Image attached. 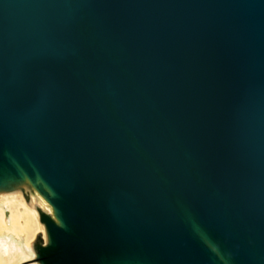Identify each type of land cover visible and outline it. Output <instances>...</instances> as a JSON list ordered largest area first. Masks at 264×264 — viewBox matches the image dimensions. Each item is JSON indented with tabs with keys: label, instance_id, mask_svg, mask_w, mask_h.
Instances as JSON below:
<instances>
[{
	"label": "water",
	"instance_id": "water-1",
	"mask_svg": "<svg viewBox=\"0 0 264 264\" xmlns=\"http://www.w3.org/2000/svg\"><path fill=\"white\" fill-rule=\"evenodd\" d=\"M0 62L22 264H264V0H0Z\"/></svg>",
	"mask_w": 264,
	"mask_h": 264
},
{
	"label": "bare ground",
	"instance_id": "bare-ground-1",
	"mask_svg": "<svg viewBox=\"0 0 264 264\" xmlns=\"http://www.w3.org/2000/svg\"><path fill=\"white\" fill-rule=\"evenodd\" d=\"M42 215L58 222L53 206L28 178L0 187V238L5 247L0 252V264H5V256L15 264L35 258V243L41 235L49 244L47 228L40 220Z\"/></svg>",
	"mask_w": 264,
	"mask_h": 264
},
{
	"label": "snow or ice",
	"instance_id": "snow-or-ice-1",
	"mask_svg": "<svg viewBox=\"0 0 264 264\" xmlns=\"http://www.w3.org/2000/svg\"><path fill=\"white\" fill-rule=\"evenodd\" d=\"M0 77H2V62H0ZM4 240L3 238H0V252L4 251ZM114 264H128L126 260H124L122 257H117L114 261Z\"/></svg>",
	"mask_w": 264,
	"mask_h": 264
},
{
	"label": "crops",
	"instance_id": "crops-1",
	"mask_svg": "<svg viewBox=\"0 0 264 264\" xmlns=\"http://www.w3.org/2000/svg\"><path fill=\"white\" fill-rule=\"evenodd\" d=\"M4 258H5V259H4V260H5V261H4V262H5V264H15V263H13V262H10V261L7 259V257H6V256H5Z\"/></svg>",
	"mask_w": 264,
	"mask_h": 264
},
{
	"label": "rangeland",
	"instance_id": "rangeland-1",
	"mask_svg": "<svg viewBox=\"0 0 264 264\" xmlns=\"http://www.w3.org/2000/svg\"><path fill=\"white\" fill-rule=\"evenodd\" d=\"M25 236H22V241L24 242V240H25V238H24Z\"/></svg>",
	"mask_w": 264,
	"mask_h": 264
}]
</instances>
